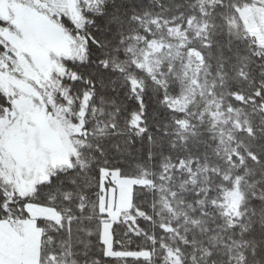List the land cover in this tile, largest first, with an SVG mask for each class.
<instances>
[{"label":"trees","instance_id":"trees-1","mask_svg":"<svg viewBox=\"0 0 264 264\" xmlns=\"http://www.w3.org/2000/svg\"><path fill=\"white\" fill-rule=\"evenodd\" d=\"M245 2L102 0L97 12L85 11L86 60L64 62L76 74L65 81L74 111L90 93L78 149L83 164L56 172L22 199L0 179V220L26 204L60 216L57 223L35 221L39 264H54L50 256L62 254L65 264H172L169 253L176 264H264V48L231 25ZM169 28L198 33L191 47L202 56L206 97L214 100L201 114L171 108L160 81L137 65ZM9 104L0 92V116ZM102 169L149 182L132 191L139 233L121 220L112 225L113 250L148 251L149 259L104 255ZM235 185L241 203L230 222L219 203Z\"/></svg>","mask_w":264,"mask_h":264},{"label":"rangeland","instance_id":"rangeland-1","mask_svg":"<svg viewBox=\"0 0 264 264\" xmlns=\"http://www.w3.org/2000/svg\"><path fill=\"white\" fill-rule=\"evenodd\" d=\"M9 1L27 5L51 20H62L64 30L71 38L69 54L62 57L53 55V66L45 78L43 72H39V75L33 73V66L24 58V54L13 49L1 37V31L6 29L0 25V92L10 103L9 109L0 116V179L7 186L10 196L22 199L30 196L36 186L47 182L56 172L83 164L78 149L82 146L80 137L90 93L83 92L78 109L74 111L75 102L65 81L76 74L67 69L64 62L86 60L87 40L81 34L85 23L83 16L86 10L97 12L102 0ZM69 14L72 18H69ZM0 21L7 24L3 23L1 16ZM192 24L190 29H194ZM231 25L241 29L243 38L251 40L258 48H264V0H247L237 7ZM167 34L162 40L149 44L148 49L137 57V65L160 81L171 108L201 114L214 100L206 97V68L202 56L191 47L190 39H194L191 37H196L198 33L196 30L188 32L169 28ZM56 66L61 69H54ZM131 84L135 88V81H131ZM24 87H28L29 92ZM26 111L37 112L49 120L60 136L63 148L61 157L55 160L45 158L34 133L27 136L23 130L17 135L8 132L16 122L19 124L26 119ZM210 116L215 120L213 114ZM138 122V118L134 119V125ZM186 124V120L182 121L183 126ZM148 184L143 178H123L117 171H100L98 209L103 217L99 240L106 257L149 259L148 251L113 250L112 238V225L120 220L132 233H139L131 213L132 191L135 186ZM10 196L3 207L11 201ZM240 203L241 194L237 185L223 193L219 206L230 222L238 217ZM135 214L143 216L141 212ZM10 217L15 218L13 223L9 221ZM3 218L0 220V264H38L41 231L35 221L41 218L57 223L60 221L59 214L50 207L26 204L21 211L8 212L7 217ZM61 256L57 258L51 255L50 259L54 264H65L61 259L65 255ZM168 256L172 264L177 263L175 254L169 253Z\"/></svg>","mask_w":264,"mask_h":264},{"label":"flooded vegetation","instance_id":"flooded-vegetation-1","mask_svg":"<svg viewBox=\"0 0 264 264\" xmlns=\"http://www.w3.org/2000/svg\"><path fill=\"white\" fill-rule=\"evenodd\" d=\"M0 16L3 23H7L2 24L6 30L1 31V37L13 49L24 54V58L32 64V72L36 75L43 72V76L47 78L49 69L53 66L52 56L62 57L69 54L71 38L70 34L64 30L62 20H51L27 5L13 4L9 0H0ZM69 18H72L70 14ZM54 69L61 68L56 66ZM24 90L29 92L30 89L24 87ZM25 118L22 123L16 122L8 132L11 135H17L23 130L27 136L34 133L45 158L49 160L59 158L55 141L51 138V130H55L51 127L49 120L44 115L31 111L25 112ZM55 132L57 134V131ZM41 135L45 139L44 143L50 146L49 148L42 146L39 140ZM57 136L60 137L58 134ZM62 154L63 148L61 156Z\"/></svg>","mask_w":264,"mask_h":264},{"label":"water","instance_id":"water-1","mask_svg":"<svg viewBox=\"0 0 264 264\" xmlns=\"http://www.w3.org/2000/svg\"><path fill=\"white\" fill-rule=\"evenodd\" d=\"M51 134H52L51 135L52 136L51 137L52 140L55 141V145H56V149H57V156L60 157L61 156V153H62V148H61L60 140H59V138H58V136H57V134H56L55 131H52L51 130ZM39 140H40V142H41V144H42L43 147H47V148L50 147L49 145H47V144L44 143L45 142V139L42 138V135L39 137Z\"/></svg>","mask_w":264,"mask_h":264},{"label":"crops","instance_id":"crops-1","mask_svg":"<svg viewBox=\"0 0 264 264\" xmlns=\"http://www.w3.org/2000/svg\"><path fill=\"white\" fill-rule=\"evenodd\" d=\"M38 264H39V261H38Z\"/></svg>","mask_w":264,"mask_h":264}]
</instances>
